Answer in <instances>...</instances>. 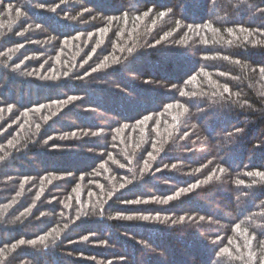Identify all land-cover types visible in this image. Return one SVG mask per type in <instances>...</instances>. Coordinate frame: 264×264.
Segmentation results:
<instances>
[{
    "label": "trees",
    "instance_id": "obj_1",
    "mask_svg": "<svg viewBox=\"0 0 264 264\" xmlns=\"http://www.w3.org/2000/svg\"><path fill=\"white\" fill-rule=\"evenodd\" d=\"M262 68L264 0H0V264H261Z\"/></svg>",
    "mask_w": 264,
    "mask_h": 264
},
{
    "label": "snow or ice",
    "instance_id": "obj_2",
    "mask_svg": "<svg viewBox=\"0 0 264 264\" xmlns=\"http://www.w3.org/2000/svg\"><path fill=\"white\" fill-rule=\"evenodd\" d=\"M151 11H152V9H149L148 12H145V13H144V15L147 16ZM17 15H22V13H21L19 10H17ZM125 15H127V14H125ZM159 15H160V17H163V16L165 15V13H164V12H161V13H159ZM37 27H39V26H37ZM228 31L231 32L232 30L229 29ZM101 66H103V65H101ZM94 70H95V69H94ZM261 71H264V68H262ZM224 91H225V92H228V91H229V89L227 88V86H225ZM69 99L72 100V99H75V97H70ZM8 107H9V110H11L12 106L9 105ZM40 107H44V106L41 105ZM236 131H237V132H240L241 130H240V129H237ZM92 135H96V133H92ZM185 135H187V134H185ZM49 139H51V138H49ZM9 143H11V141H9ZM149 155H151V154H149ZM223 171H224V170L221 169V172H223ZM249 175H251V173H249ZM257 175H260V176L264 177V172H258ZM218 178H219V177H217V179H218ZM209 179H211V177H209ZM206 182H207V181H206ZM241 183H243V181H241ZM185 191H186V190H185ZM177 195H179V193H178ZM26 211H30V210H26ZM42 215H43V213H42ZM126 218L129 219V220L133 219V217H131V216L126 217ZM137 219L149 220L150 217H148V216H142V217H137ZM180 219L183 220L184 218L181 217ZM201 219L203 220L204 218L201 217ZM236 227L238 228L239 225H237ZM57 235H58V233H57ZM45 239H46V236H41V237H38V238H37V240H38L40 243H44ZM85 239H86V238H85ZM37 240H29V241H27V244H29V245H35V244L37 243ZM25 243H26V242H25L23 239L19 241V244H20V245H24ZM16 247H17L16 244H13V245H12V248H13V249H15ZM222 251L226 252V251H228V249H222ZM261 264H264V260L261 261Z\"/></svg>",
    "mask_w": 264,
    "mask_h": 264
}]
</instances>
